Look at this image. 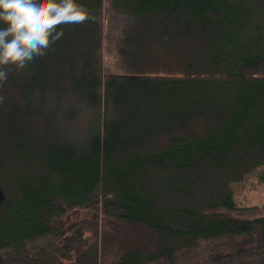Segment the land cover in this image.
Instances as JSON below:
<instances>
[{"label": "trees", "instance_id": "trees-1", "mask_svg": "<svg viewBox=\"0 0 264 264\" xmlns=\"http://www.w3.org/2000/svg\"><path fill=\"white\" fill-rule=\"evenodd\" d=\"M78 2L95 21L3 86L0 264H264V207L231 189L264 165V0ZM58 76L91 113L79 141L29 105Z\"/></svg>", "mask_w": 264, "mask_h": 264}, {"label": "clouds", "instance_id": "clouds-1", "mask_svg": "<svg viewBox=\"0 0 264 264\" xmlns=\"http://www.w3.org/2000/svg\"><path fill=\"white\" fill-rule=\"evenodd\" d=\"M94 21L78 0H0V90L10 72L55 52L64 27ZM5 100L0 94V105Z\"/></svg>", "mask_w": 264, "mask_h": 264}, {"label": "rangeland", "instance_id": "rangeland-1", "mask_svg": "<svg viewBox=\"0 0 264 264\" xmlns=\"http://www.w3.org/2000/svg\"><path fill=\"white\" fill-rule=\"evenodd\" d=\"M127 21L119 12L106 15L103 25L102 60L104 68L113 72L119 62L115 51L117 38ZM2 89L0 94L6 96L3 104L20 105L21 99L10 95ZM53 101H56L53 102ZM59 103V105H58ZM29 105L38 108L47 119V136L56 139L79 141L81 136L91 127V113L84 100L78 94L68 90L63 78L58 76L51 87L40 99H31ZM2 108V106H0ZM38 112V113H39ZM38 120V119H37ZM37 125V124H36ZM41 127V126H40ZM38 129H41L38 127ZM42 131V132H43ZM60 137V138H59ZM233 202L237 208L264 207V165L257 167L242 182L231 184ZM88 217L85 211H76L68 221Z\"/></svg>", "mask_w": 264, "mask_h": 264}]
</instances>
